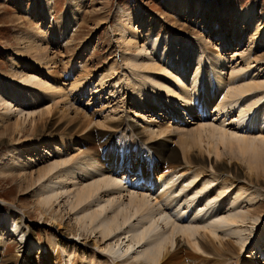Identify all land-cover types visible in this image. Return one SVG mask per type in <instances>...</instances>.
Masks as SVG:
<instances>
[{"label": "bare ground", "instance_id": "bare-ground-1", "mask_svg": "<svg viewBox=\"0 0 264 264\" xmlns=\"http://www.w3.org/2000/svg\"><path fill=\"white\" fill-rule=\"evenodd\" d=\"M51 1L40 0L41 4L37 5L39 9L41 7L40 12L42 11L48 18H51ZM21 4L25 2L22 1ZM77 4V1H73L71 5L74 17ZM171 6L179 14L184 12L189 17L193 15L198 17V14L202 16V13L198 12V7L192 10L189 1L187 4L186 0H176ZM34 8L35 4L29 12L34 13ZM229 12L232 14L231 19L220 18L219 23L208 22L211 24L210 27L218 28L216 35L226 49L232 44L230 37L225 38L227 26L231 25L232 36L239 42L245 38L246 30L252 27L254 31L249 38L251 46L248 51L253 54L251 52L246 54L245 67L241 65L240 68H235L237 66L232 68V83L228 85L226 77L222 75L227 58L219 53L215 60H211L210 67L216 71L219 78L218 80L216 76L214 79L218 83V91L224 92L221 100H217L216 91L213 92L215 83L211 82L213 85L210 84L211 88H208V83L206 84L204 80H198L196 77H192V80L186 74L189 71V64L187 59L183 60V54L179 53L178 56L176 53L171 54V47L168 45L179 42L180 34L171 35L170 31L166 30L168 35L155 37L157 33H148L151 36L147 42L151 46L149 48L146 44H140L138 32H133L126 26L119 28V39L124 50L135 56V59L129 61L133 68L168 72L167 69L170 68L168 65H176L174 72L178 76L175 74L174 77L182 88L166 87L164 82L151 77L152 72L145 75L160 89L166 91V100L169 98L180 105L174 110L179 115L173 117H180L181 120L179 118L178 124L174 126L171 125L173 122L167 125L153 117L143 122L146 118L143 107L139 109L142 111H135L138 115L136 118L142 122L141 124L130 122L129 125L128 118L118 117L116 120V114L112 113L107 114V117L109 123L116 122L114 125L110 123L109 126L103 121L100 122L101 120L94 121L93 115L74 108L73 103L70 104L69 95L62 92L64 90H61V85L50 86L47 80L36 75L23 77L22 80L29 85L24 84L18 90L12 89L9 92L14 100H19L21 94L31 95L32 98H37L33 100L34 103L42 99L36 93V88L51 90L53 95L62 92L63 98L68 101L65 99L61 101L67 104L65 108L58 107L57 113L61 112L59 116L61 119L64 118L63 120L74 113L72 119L69 118L68 120H71L61 127L60 132L65 130L63 132H74L84 136L88 127L95 122L97 128L103 129L115 130L117 127L125 126L130 132L131 142L138 141L140 147L145 146V150L140 154L138 147L137 150H133V145L125 151L118 148L111 150L110 143L106 145L104 142H97L86 149L87 151H80L72 157L55 158L60 153L56 154L59 150L56 151L53 145L47 151L50 156L47 159L50 161L43 166L30 170L28 166L16 168L15 170L19 169L18 178L26 182L27 189H30L34 196L33 210L40 220L57 231L63 228L69 234L71 229L70 232L75 237L78 236V239L70 240L72 238L67 236L65 241L58 244L55 238H52L49 245L31 242L24 250L20 249L25 245L27 236L36 237L37 231L24 221V217H29L32 213L30 208L22 210L19 206H13L15 208L8 210L0 219V264H30L33 259L38 264H220L218 261H222L223 264H264V258L261 259L259 256L255 258L250 256L248 259L242 257V251L251 242L255 226L264 215L262 213L264 210H261L264 204L260 203L264 200V118L263 121L261 119V113L264 112V74L259 76L262 72L261 70L259 72V69L264 65V54L257 55L255 51L257 45H264V34L260 36L262 42L256 40L258 34L264 33V14L259 15L260 10L255 2L246 7L230 9ZM125 15L121 22L131 23V18H128L131 15ZM75 18L70 17L66 23L72 28L71 31L74 24L70 23L75 21ZM195 22L197 27L199 21ZM139 23L143 26V20H139ZM68 27H65V31H69ZM184 27L179 30L186 32L192 30ZM204 29L211 31L206 24L201 27V30ZM44 33L45 30L37 27L36 34L39 38L43 37ZM30 40L26 45L27 50L30 47L34 49L36 45L34 41L37 43V39L32 40L30 37ZM160 43H164V46L157 52L159 54L153 55L154 49ZM34 51L42 54L32 58L34 65L42 67L46 74L57 73L55 56H48L46 52L49 51L39 49L37 46ZM192 51L194 54L197 52L193 47ZM170 58L172 62L168 63ZM247 64L248 68L257 67L258 72L251 74L248 80L238 81V73L245 70ZM117 68L112 67L107 71L101 81L117 74ZM87 72L89 70L82 76L90 75ZM76 81L77 84L71 83V89L82 85V81L79 79ZM132 83V78L127 77L128 89H132ZM145 88L147 83H143L138 90L144 91ZM211 92L215 95L214 98H211ZM152 96L157 97L156 94ZM147 98H140L143 106L148 104ZM7 100L9 99L0 95L1 103L9 108L12 103ZM197 107L199 113H195ZM210 108H214L218 114L212 120L206 118ZM53 109V106L48 105L41 112L50 114ZM233 110L238 111V117L231 120L232 116H229ZM11 112L16 114L17 119L15 123L13 122L16 135L10 141L20 142L23 125L27 117L32 116L35 111L26 112L17 107L11 108ZM161 112L167 113V109L162 108ZM184 112L189 115L187 118L180 114ZM190 116L194 118L197 116L194 126H187ZM219 116L223 119L220 123L215 122ZM3 118L4 115L0 113V119ZM48 129V131L55 129V126H49ZM50 136L48 139L52 140ZM63 137L66 138L63 142L66 145L62 153L75 143V138L73 141L71 137ZM126 141L124 139L121 142L123 146ZM114 146L117 147L116 144ZM22 148L15 147L11 152V163L30 162L20 156L23 153ZM78 162L77 167L75 164ZM162 166L165 168L161 169ZM6 172L10 170L7 169ZM13 225H18L20 232L24 231L23 235L18 237ZM90 239L94 240L93 246L100 248L99 250L87 247L86 243ZM9 241L17 244L16 254L8 252ZM254 241L258 243L259 248L264 244L263 240ZM261 250L264 257V248ZM185 251L187 255L182 257L181 252ZM32 253L36 254L35 258Z\"/></svg>", "mask_w": 264, "mask_h": 264}, {"label": "rangeland", "instance_id": "rangeland-1", "mask_svg": "<svg viewBox=\"0 0 264 264\" xmlns=\"http://www.w3.org/2000/svg\"><path fill=\"white\" fill-rule=\"evenodd\" d=\"M22 1H24L25 4H21ZM35 1L38 3L36 4ZM73 1H77L78 3L74 9L76 18L73 15L74 13L71 7ZM188 1L192 10L198 7V12L202 13L201 17L199 14L198 17L195 15L189 17L185 15L184 12H181L180 14L178 11L176 12L171 6L176 0H52V12H50L51 18L44 15L42 11L40 12L41 7L40 9L37 7L38 4H41L40 0H0V95L2 94L6 99H9L7 100L8 102L12 103L11 107L7 108L0 101V113L4 115L3 120L0 119V219L3 218L4 213L8 212V210H13L15 208L13 206H19V209L22 210L30 208V212L32 213L29 217H24V221L35 227V230L37 231L36 237L27 236V240L25 239V245L20 249L24 250L31 242H36L39 245H49L52 238H55V241L60 244L61 241H65L67 236L72 238L70 240H75L74 238L78 239V236L75 237L74 234L70 232L71 229H69V234L66 233L63 228L57 231L56 229L49 227L48 224L46 225V222L40 220L39 216L34 213L33 210L34 196L30 189H27L26 182L18 178L20 174L17 173L19 169L15 170L16 168H19L20 166H28L30 170V168L34 169L38 166H43L50 161L47 159L50 158L47 151L51 149V146L53 145L56 147V151L59 150L56 154H61H58V156L56 155L55 158L72 157L73 154H77L80 151H87L86 149L89 147L91 148V146L97 142H104L106 145L110 143L112 146L110 147L111 150L118 148L125 151L126 148L129 149L132 145L134 151L137 150V147L139 148L140 154L145 150V146L140 147L138 141L131 142V139H129L130 132L127 131L125 126L121 128L117 127L115 130L110 128L103 129L100 127L97 128L95 122L88 127V131H86L84 136L74 132H63L65 130L60 132L62 129L61 127L72 119L71 116L74 113L73 112L69 115L70 117H66V121L59 116V113L61 114V112L57 113L58 109L65 108V105L67 104V102L61 101L64 99L65 101H68L66 98H63L64 96H62V92L69 95L68 99L70 100V104L73 103L74 108L86 111L88 115L94 116V121L101 120L100 122L103 121L108 125L111 123H109V117H107L110 113L116 114V120L118 117L128 118L129 121H127V123L129 125L130 122L141 124L142 122L137 119L138 115L135 114V111L137 110L142 111L139 110L140 107H143V111H145L146 115L143 122L148 121V119H151L152 117L156 118L158 121H163V123L167 125L170 122H173V124H171L172 126L179 122L178 119L180 117H173V115H179V113L174 112V110L180 106L178 102L169 100V98L166 100V91L160 89L156 83L145 77L149 72H152L153 76L151 77L159 79V82H164L166 87L182 88L181 84L174 77L176 74L174 72L176 71L174 66L176 65H168L170 67L167 69V71L169 70L168 72L133 68L129 61L135 59V56L124 50L125 48L119 39V28H121V26H126L131 29V31L133 30V32H138L140 36V44H146L149 48H151V46L147 44V42H149L151 36H149L148 33H157V36L155 37L168 35L166 30H169L171 35L176 33L180 34L181 38L179 39V42L176 41L171 44L169 43L168 45L171 47V54L174 55V53H176V56H178L179 53L183 54V60L187 59V63L189 64V71L186 74L192 80L194 77L198 80L202 79L206 84L208 83V88H211L210 84L215 83L214 86H216L213 87V92L216 91L217 100L223 98L224 92L218 91V83L215 82L216 80L214 81L217 73L210 67L211 60H215V56L219 55V53L227 58L226 66H224L222 71L223 77L225 76L227 80L226 85L232 83L231 71L233 67L237 66L235 68H240L241 65L242 67L246 66L244 58L248 52H251L248 51L251 46L249 38H251V33H253L254 29L252 27L247 29L245 38H243L242 42H239L232 36L233 30L231 25L227 26L225 29V38L230 37L232 44L226 49L216 35L218 28H215V26L210 27L211 24L208 22L219 23L221 22L220 18L229 20L232 16L229 12L230 9L246 7L253 2L256 3V7L260 10L259 15L262 16L264 14V0H186L187 4ZM34 4L35 8L33 11L35 14L29 12ZM35 10L37 11L35 12ZM125 14L131 15V17H128L131 18V23L121 22L126 17ZM70 17L72 19L75 18V21L70 23V25L74 24L73 31H71L72 28H70V26L68 27L66 24ZM139 20H143V26L139 23ZM262 20L261 23H263ZM195 21H199L197 27ZM205 24L209 26V30L211 31H207L206 29L201 30V27ZM184 26H187L192 30H190V32L179 30L180 28L184 29ZM37 27H41L45 30L44 36L41 38L36 34ZM65 27H68L69 31H65ZM263 34L264 33L258 34V39L256 40L262 42L260 36ZM30 37L32 40L37 39V43L34 41V44H36L35 47L37 46L39 49L41 48L49 51L46 52V54L50 57L55 56L57 73H53L52 75L46 74L42 67L34 65L32 58L42 54L34 51L35 47L34 49L30 47L29 50H27L26 45L31 41ZM188 42H190L191 45L188 44ZM256 43L258 44V42ZM163 46L164 43H160L158 47L154 49L152 54H159L157 52H159V50L161 51ZM192 47L197 50L195 54L192 51ZM40 51L42 52V50ZM255 51L257 55L264 54V45H257ZM251 54H253V52H251ZM171 59L172 58H170L168 63L172 62ZM178 65L179 64H177V66ZM112 67H118L116 70L117 74L109 76L101 81V78H103L102 76H104V74ZM256 68L257 67L248 68L247 64V68L240 72L241 75L238 73L237 80H248L249 77H251V74L258 72ZM263 68L264 65L259 69V72L262 71L259 76L264 74ZM86 70H89L87 73L90 75L82 76ZM33 75L43 78V80H47L50 86L59 85L60 87L61 85V90L64 91L59 92L57 95H53L51 90L36 88V93L40 95L42 98L41 100L34 103L33 100L35 101L37 98H32L31 95L25 94L20 95V101L14 100V98L9 95V92L12 91V89L18 90V88L24 84L29 85L24 82L22 78ZM127 77H131L133 80L131 85L132 89L127 88ZM216 78H218V76ZM78 79L79 81H82V85L75 88L76 90L73 88L71 89L72 82H76L75 84H77L76 80ZM143 83H147V88H145L144 91L138 90ZM153 94H156L157 97L152 96ZM214 96L215 95L211 92V98H214ZM146 97H148V104H145L144 107L142 103H140V98L142 99ZM246 99L248 98H245V100ZM60 104L61 106H59ZM171 104L175 105L173 106ZM48 105L53 106V115L52 113L46 114L41 112L46 109ZM17 107L24 109L26 112H35L32 116L27 117L25 124L23 125V131L20 134L21 141L13 143L10 140L16 135L14 123L16 122L17 116L15 113L11 112V108L16 109ZM162 108L167 109V113H162ZM208 112L209 114L206 116L207 119L212 120L218 116L214 108H210ZM195 113H199L198 107L195 110ZM180 114L185 118L189 116L187 115V112ZM42 116H45V118ZM231 116V120L234 119V117H238V111L233 110L229 117ZM229 117H227V119H229ZM69 118L71 119L68 120ZM263 118L264 112L261 113L262 121ZM221 119L223 118L219 116L215 122L218 121V123H220ZM35 121L36 123H39L36 124ZM188 121L189 122L187 123L189 125L187 124V126H194V122L197 121V116L195 118L190 116ZM115 123L116 122L114 121L110 125H114ZM49 126H55V129L48 131ZM49 136L52 137V140L48 139ZM61 136L71 137V140L73 141L75 138L73 146H68L64 153L62 152L66 143L63 142L66 138L63 137V139H57L61 138ZM141 138L144 141V138ZM124 139L125 141L127 140L125 146L121 143ZM115 144L117 147L114 146ZM15 147H23L21 150L23 153H21L20 156L25 160H30V162L11 163L12 158L10 154ZM173 147L176 148L174 144ZM39 150L41 152H39ZM75 166L78 167L79 162L75 164ZM162 168H165V166H162L161 169ZM3 169H8L10 172H6V170L2 171ZM260 203L263 205L264 200H261ZM262 209L264 210V207L261 208V210ZM262 213H264V211H262ZM67 218L68 217L66 216L65 221H67ZM66 223L67 222H65V224ZM13 230L17 232L18 237L24 233V231L20 232L21 229L18 225H13ZM253 233L251 234V242L242 251V257L248 259L250 256H253L254 258L259 256L263 259L264 257L262 256L261 248H264V244L259 248L258 243H256L254 239L257 241H264V215L261 216ZM87 242V247H94L93 239H90ZM17 248L18 246L15 242L9 241L7 250L10 254H16L18 252ZM94 248L96 250L100 249L97 247ZM31 255L35 258L36 254L32 253ZM181 255L182 257H185L187 252H181ZM218 262L223 264L222 261ZM30 264H38V262L33 259Z\"/></svg>", "mask_w": 264, "mask_h": 264}]
</instances>
